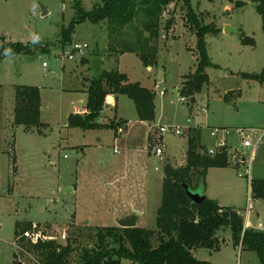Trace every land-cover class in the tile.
<instances>
[{"label": "rangeland", "instance_id": "1", "mask_svg": "<svg viewBox=\"0 0 264 264\" xmlns=\"http://www.w3.org/2000/svg\"><path fill=\"white\" fill-rule=\"evenodd\" d=\"M73 1L0 0V46L6 40L20 41L32 50L0 59V264H42L36 254L22 253L20 239L26 236L25 232L15 235L17 222L23 227L32 223L26 231L38 230L45 240L52 238L65 245L67 236H77L84 225L93 233L97 227L118 226L116 216L134 207L143 211L139 226L155 229L164 165L186 164L190 128L200 130L205 148L226 139L230 150L239 152L236 158L243 155L247 159V168H209L205 181L193 190L211 199L219 197L222 206L238 210L245 227L264 230L261 224L246 225L245 217L254 198L250 181L264 178V146L253 153L242 144L243 138L255 140L264 127V82L239 74L258 72L264 66V32L256 1L241 0L244 7L228 12L226 4L233 7L238 0H190L205 23L215 22L224 32L227 25L235 28L232 38H238L240 30L249 34L250 29L257 37L251 32L250 36L258 42L255 48L240 51L229 39L208 35V52L217 66L207 69L209 83L193 96L182 92L185 76L198 63L197 37L187 22L183 0L164 12L156 42L158 62L152 69L133 53L109 57L105 22L77 24L72 41L62 42L60 30L74 16ZM100 1L81 0L87 9ZM42 6L48 10L46 15ZM172 17L175 25L167 31L166 22ZM33 35L39 37L38 43H32ZM76 42L89 45L84 54L73 53ZM97 54L104 58L102 70L126 73L130 82L138 81L155 92L153 121L140 125L134 101L125 94H114L117 103L104 106L96 119L99 127L69 125L71 114L87 112L80 110L97 75L90 61ZM83 59L88 61L82 63ZM18 85L39 87L40 127L28 130L14 123ZM160 125L169 129L161 133ZM177 128L183 134H177ZM215 128L217 137L212 135ZM159 134L162 142L156 145L164 146L162 156L155 152ZM258 202L264 211V201ZM218 235L220 249L199 248L193 254L211 264H263L255 250L234 245L230 227L220 229ZM80 240L85 245L91 241ZM72 256L75 264L78 251ZM123 264L134 263L124 260Z\"/></svg>", "mask_w": 264, "mask_h": 264}, {"label": "trees", "instance_id": "2", "mask_svg": "<svg viewBox=\"0 0 264 264\" xmlns=\"http://www.w3.org/2000/svg\"><path fill=\"white\" fill-rule=\"evenodd\" d=\"M180 1L102 0L87 9L81 0H74V16L69 24L63 25L60 30L62 42L67 44L72 41L77 24L87 20L93 23L105 22L110 40L107 50L109 55L133 53L140 58L144 66L154 67L158 62L156 42L160 37L164 12L169 6ZM183 3L187 8V22L197 37L198 63L196 70L185 76L182 92L193 96L210 81L207 69L215 64L208 52L207 36H218L221 28L215 22L205 23L190 0H183ZM244 5L243 1L235 3V7ZM256 9L262 16L264 30V0H256ZM174 25L175 19L172 17L166 22L165 29L170 31ZM241 38L244 44L255 45L254 37L241 34ZM6 49L10 50L7 54ZM31 51L23 42L6 40L0 46V59ZM86 61L88 60L83 59L82 63ZM241 75L247 79L264 82V68L258 73L245 72ZM87 93V112L85 115L71 114L69 125L72 127H99L96 119L100 117L109 94H125L131 98L142 121H153L156 117L155 92L140 82H130L126 73L118 70L101 69L92 79ZM41 107L39 87H16V125H23L28 130L40 127L43 124ZM186 156V164L176 167L170 163L164 165L162 202L157 209L155 229L109 226L97 227L93 233L89 225H84V228L78 230L77 236H67L65 245L52 238L32 242L23 237L20 239L22 253L36 254L42 264H72V255L76 251L78 257L75 264H123L124 260L134 264H211L209 261L198 259L193 250L220 249L221 239L218 231L230 227L234 245L241 244L246 249L255 250L264 264V230L245 227L244 216L238 210L222 206L216 199L207 197L199 204L193 203L182 186L185 181L195 189L201 181H205L209 168L232 165L228 152L223 149L214 155L208 154L201 141L200 130L190 128ZM251 187L254 198L264 201V178L252 179ZM31 224L23 227L17 222L15 235L26 232L31 228ZM84 237L91 240L89 244H82L80 238Z\"/></svg>", "mask_w": 264, "mask_h": 264}, {"label": "built area", "instance_id": "3", "mask_svg": "<svg viewBox=\"0 0 264 264\" xmlns=\"http://www.w3.org/2000/svg\"><path fill=\"white\" fill-rule=\"evenodd\" d=\"M89 47V45L85 42H76L74 43L73 45V53L75 52H78V53H81V54H84V51L85 49H87ZM69 58H74V55L73 54H70L69 55ZM44 65H46L44 63ZM161 94H164L165 92L163 90L160 91ZM120 131H121V127L119 126L118 128ZM169 128L168 126H165V125H160L159 126V132H165L167 131ZM175 132L179 135L183 134V131L180 130V129H175ZM217 132H218V128H215L214 130H212V135L217 137ZM237 132H241V129H237ZM162 140H161V135L159 134L158 137H157V142L155 143V145L157 143H161ZM242 144L244 147H248V148H252L253 150V153L258 149L260 148L261 146H264V127L260 128V133L259 135L257 136V138L255 140H251L250 138H243L242 140ZM154 145V144H153ZM223 149H225L227 152H228V155H229V160H230V163L233 165V166H239V168H247V159L246 157H244L243 155L239 156V158H236L237 157V151H231L230 148H229V145L226 143V139H223L221 140L217 145L211 147V148H206V151L208 154L210 155H214L216 154L218 151H222ZM164 146L163 145H156L155 147V152L157 155L159 156H162V154H164ZM231 151V152H230ZM245 172H247V170H245ZM246 175H248V173H246ZM252 181V179H251ZM251 181H250V184H251ZM25 236L30 239L32 242H37L39 241L40 239H45V236L42 232L40 231H34L32 233H30L29 231H26L25 232Z\"/></svg>", "mask_w": 264, "mask_h": 264}, {"label": "crops", "instance_id": "4", "mask_svg": "<svg viewBox=\"0 0 264 264\" xmlns=\"http://www.w3.org/2000/svg\"><path fill=\"white\" fill-rule=\"evenodd\" d=\"M238 1H241V0H238ZM256 1V0H255ZM244 2V1H243ZM226 7H227V9H229V10H227L228 12H231L234 8H236L235 7V5L232 7L231 5H229V4H226ZM242 7H244V6H242ZM241 7V8H242ZM238 8H240V7H238ZM257 10V9H256ZM258 12V11H257ZM259 13V12H258ZM260 15V14H259ZM260 17H261V19H262V16L260 15ZM220 27V26H219ZM221 28V27H220ZM247 28V27H246ZM262 29H263V21H262ZM247 31L249 32V34L248 33H246L245 31H242V30H240V35H239V37L238 38H232V36H230V33L231 32H229V33H227V32H224V30H223V27L221 28V32L219 33V35L218 36H216V37H220L221 39H224L225 38V40L226 39H229L230 40V42H234V45L236 46V50H242V51H245V49L246 48H255L256 46H257V41H256V39H255V37L254 36H250V32L251 33H253V34H255V36L257 37V34H256V32L254 31H250V29H247ZM263 32H264V30H263ZM226 34V36H224ZM241 34H244V35H246V36H248V37H254V39H255V45H247V44H244L243 42H242V38H241ZM258 40V39H257ZM229 42V43H230ZM240 50V51H241ZM108 56L109 57H112L111 55H109L108 54ZM102 59V65L104 64V58H101ZM215 65H217V64H215ZM92 67V66H91ZM93 68V67H92ZM148 69H152V67L151 68H149V67H147ZM263 68H264V66L262 67V69L260 70V71H258V72H261L262 70H263ZM245 72H247V71H240L239 72V74L241 75L242 73H245ZM258 72H247V73H258ZM241 77H242V75H241ZM243 79H247V78H244V77H242ZM138 82V81H137ZM148 88H150V87H148ZM175 90H177V89H175ZM119 96V95H118ZM117 99H118V97H116V95H114V94H109L107 97H106V104H105V108L106 107H114L115 106V103H117ZM104 108V109H105ZM82 111H87V109H86V105H85V107H84V109H82V110H80V112H82ZM138 116V115H137ZM119 117H122V116H119ZM124 118V117H123ZM126 119V118H125ZM140 122V125H143V124H146V122H148V121H142V120H140L139 121ZM253 179V178H252ZM206 190V189H205ZM206 194V193H205ZM208 197V196H207ZM213 199H216L217 201H218V203H219V200H220V198L219 197H214ZM258 200H260V199H250V203H248V205H247V207H246V211H245V217H246V225H252V224H261V225H264V211H262L261 210V207H258V204H257V202H258ZM256 203V204H255ZM259 203V202H258ZM220 204V203H219ZM221 205V204H220ZM262 205H264V204H262ZM137 210V211H140V212H142L141 213V215L139 216V219H138V226H139V223H140V219H141V217H142V215H143V211H141L140 209H136V208H134V207H132V210ZM132 210H130V212H128V213H126V214H123V215H121V216H116V218H118V217H122V216H125V215H127V214H130L131 212H132ZM115 218V219H116ZM256 219V220H255Z\"/></svg>", "mask_w": 264, "mask_h": 264}, {"label": "water", "instance_id": "5", "mask_svg": "<svg viewBox=\"0 0 264 264\" xmlns=\"http://www.w3.org/2000/svg\"><path fill=\"white\" fill-rule=\"evenodd\" d=\"M42 9H43L42 14L46 15L48 13L47 8L45 6H42ZM232 31H237V30H235V28L227 25L225 32L229 33ZM91 66L93 67L95 72L99 73L102 69L101 57H98V56L92 57ZM149 68H151V67H149ZM172 91L178 92L175 89H173ZM194 100H195V98L192 97L191 101H194ZM182 186L186 190L188 197L191 199V201L193 203L199 204V203L203 202L204 200H206L207 195L205 193H200V192L194 191L185 181L182 182ZM141 213L142 212L134 209V210H132V212L130 214L116 218V222H117L119 227H126V228L137 227L138 226V219H139V216L141 215Z\"/></svg>", "mask_w": 264, "mask_h": 264}, {"label": "clouds", "instance_id": "6", "mask_svg": "<svg viewBox=\"0 0 264 264\" xmlns=\"http://www.w3.org/2000/svg\"><path fill=\"white\" fill-rule=\"evenodd\" d=\"M38 42H39V37L33 35V36H32V43H38ZM5 52H6V54H7L8 52H10V50H9V49H6Z\"/></svg>", "mask_w": 264, "mask_h": 264}]
</instances>
